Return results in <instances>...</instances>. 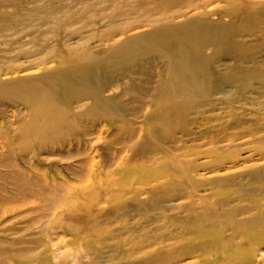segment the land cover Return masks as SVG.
I'll list each match as a JSON object with an SVG mask.
<instances>
[{
	"label": "bare ground",
	"instance_id": "obj_1",
	"mask_svg": "<svg viewBox=\"0 0 264 264\" xmlns=\"http://www.w3.org/2000/svg\"><path fill=\"white\" fill-rule=\"evenodd\" d=\"M134 2L129 27L108 39H90L94 43L79 53L58 52L56 68L39 64L23 76H43L13 82L18 90L8 93L11 83L0 84V139L4 135L32 152L39 149L35 141H47L60 147L61 160L87 158L75 170L66 167L85 182L79 191L68 190L70 179L45 175L39 188L49 197L43 199H27L35 185L26 167L19 164L8 174L16 178L15 190L0 189V220L30 208L26 214L40 213L39 231L48 242H31L34 256L27 258L0 253V264H81L70 260V248H53L52 239L69 242L82 256L78 260H86V251L95 254L123 231L137 233L141 244L154 240L151 250L171 249L153 251L145 264L168 262H162L167 254L184 248L188 252L178 263L254 262L252 246L263 235L264 210L237 220L229 204L232 194L264 209V0ZM34 5L0 0V19L12 8L38 12ZM141 12L148 14L143 20ZM125 14L103 20L111 24L130 15ZM136 56L147 59L126 67ZM235 85L245 88L250 104L239 106V114L228 102ZM26 113L35 122L23 121ZM3 150L1 142V167ZM253 183L259 187L247 195ZM4 195L14 200L12 208L3 205ZM177 210L191 221L178 238L169 229Z\"/></svg>",
	"mask_w": 264,
	"mask_h": 264
},
{
	"label": "rangeland",
	"instance_id": "obj_2",
	"mask_svg": "<svg viewBox=\"0 0 264 264\" xmlns=\"http://www.w3.org/2000/svg\"><path fill=\"white\" fill-rule=\"evenodd\" d=\"M11 1L14 2L15 4H20V2L22 1L25 2L26 0H11ZM30 1L32 3H35L34 6L38 10V12L25 13L23 11H20V9L15 10L14 8H12L8 10L6 13H4L5 14L4 17L0 19V30H1L0 84L1 83L5 84L7 82L11 83L8 85V89L6 90L8 93H11L14 90H18L19 83H13L15 81H19L21 79L25 81L31 79H38L39 77H42L44 73L43 74L36 73L31 76H26V75L23 76L26 73H33L36 70H38V69L34 70L33 68H36L37 66H39V64H45L50 62L51 64H49L48 66L52 67L53 69L56 68L59 65V62L61 61L60 58L57 57L58 52L60 53V55L64 53L67 55L70 51L79 53V50L83 46L86 45L90 46L92 43L98 41L99 39H108L112 37L117 32V30L129 27L130 26L129 23L130 22L132 23L135 20L134 15L131 14V12H133L134 10V5H135L134 0H30ZM14 6L15 8H17L20 5H14ZM29 7L31 8V6ZM50 7H52L53 10H51ZM127 12H129L130 15H127ZM119 13H123V14L126 13L125 15L127 16L111 19L112 22L114 21V23L111 24H109L110 22L108 21L105 22V20H103L106 18V16H110L112 14L118 15ZM146 16H148L146 12H141L139 14V17H141L142 20ZM100 23L102 24L100 25ZM90 39H92L94 42H90ZM144 59L147 58L145 56L143 57L136 56L135 58L129 59L127 60V62L129 63L126 64V67L134 68L135 65L139 63V61H142ZM52 60L54 61L52 62ZM7 62L9 63L8 65ZM25 71H29V72H25ZM36 75H38L39 77L27 79ZM13 76H16L17 79L10 80L13 78ZM235 86L236 89H234L233 92L229 94L228 102L230 106L233 108V110H236L234 113L239 114L238 112L240 111L239 110L240 108H238L239 106L243 108L249 106L250 104L248 101L245 100L246 99L245 98L246 94L244 91L245 88L241 87V85H235ZM262 88L263 91L261 92L262 93L261 96L264 99V84ZM22 120L25 121L26 123L31 121L35 122L31 117H29L28 113L25 114ZM135 126L138 125H133V127ZM21 130L22 128L19 129V132ZM114 130L115 129L113 128L110 131L104 132L102 134L103 139L109 138V136H111L114 133ZM9 140L10 139L7 140V138H5L4 135L2 136V139H0V143L2 142L6 146V151L3 150L4 151L3 163L5 167L0 166V171H1L0 173L2 174V176H0V189H2L3 191L11 193L12 190L13 191L15 190V188L12 186V184H14L15 182L11 180L14 176L13 175L9 176L8 174L14 172L19 164L20 167L21 165L23 166V168L26 167L25 169L29 172V175L32 178V184L35 185L34 186L35 194L33 196L28 195L27 199L28 198L43 199L49 197V195L43 189L39 188V183L42 181L43 176L45 175H46L45 177L49 179H53L55 177L57 179H66V180L70 179L74 183H71V185H69L68 190L72 192L79 191L78 190L79 186L85 185L84 184L85 182L81 183L80 182L81 180L77 178V176L70 175L69 174L70 171L66 170V167L68 166L70 169L75 170V168L79 167L78 165L80 164V161L87 159V158L84 159L85 156L73 157L71 159L61 160V158L58 155L59 153L58 151L61 150L60 147L55 146L54 144H51L47 141H41V140L35 141L38 144L39 149L32 152V150H28V149L24 150L25 147H23L22 143L18 144L17 142L12 141V139L10 140V142H8ZM26 143H29V141H26ZM7 147H9V149H7ZM98 147L99 146H96V149ZM261 148H263V146L259 147V149ZM99 153H101V151H99ZM93 156L94 154L91 153L88 157L91 158ZM200 178L202 177H198V179ZM14 179L16 178L14 177ZM17 179L21 180L22 182L21 176L20 177L18 176ZM77 180L79 181V183H75V181ZM255 183H259V182H255ZM255 183H253L252 187L250 186L247 187L249 189H252L251 191L247 192V195L251 194L254 188L259 187V186L255 187ZM24 188L28 189L29 186L25 184ZM201 190L202 189H200L199 192ZM0 193L2 192L0 191ZM4 196H5V201L3 202V205L5 206V208L11 207L12 204L15 203L14 200L7 195ZM41 196H43V198H41ZM231 198L233 200L230 201L229 205L230 207L234 208L233 211L235 213L233 212V219L235 218L238 220V218L240 217H247V216L250 217H256L257 215L262 216V212L264 210L263 208H260L259 210L254 208L253 203L247 202L245 198L243 199L239 198L238 200V198H234L232 194H231ZM17 200L20 199L17 198L16 201ZM142 202L143 204H147V202L143 200ZM225 204H226V196H225ZM141 208L144 210H148L149 205H145V206L142 205ZM26 210H31V209L30 208H22L20 210L18 209L5 214L6 216L4 215L1 218L0 253L2 255L10 256V257L18 256L21 258H27L30 256H34L33 254H30L31 253L30 251L36 245L31 244V242H35V240L37 239H43L46 240V242H48L47 238L43 237L39 231L40 224L37 220L38 217L40 216V213L29 215L26 214ZM257 211H259L258 214L256 213ZM182 213L183 212H180L179 210L174 212L173 214L175 215V217L170 221L172 223L169 222V225L173 224V226L169 229L172 232L175 231L174 234L176 235V238L182 235L181 229L183 228V226L186 223L191 222L189 218L183 215ZM203 221L210 222L211 220L204 219ZM197 222L200 223L199 221ZM196 232H201V231H196ZM136 234L137 233H130V232L128 233L127 231H123L122 233H120V237L119 236L116 237L117 240L114 239V241L112 242H107L106 244L103 243L97 246L96 249L97 252L95 254H93L90 250L86 251L87 253L86 260L85 259L78 260L82 256L75 255L79 251L74 249L72 250L71 249L72 247H69V242L62 241L59 243V239L54 241L52 239V244L54 245L53 248L57 249L59 252H63L68 248H70L67 250V251H71L72 253L70 255V260H75L77 262L81 261L80 262L81 264H99V263L100 264H145L146 262H148L147 259L148 256L153 251H154L153 253H155L156 251L158 252V251L171 250L169 247L165 245L164 248L163 246H159L160 247L159 249L151 250L153 245H155L154 244L155 241L152 240L150 241L149 244L146 243L141 244L143 238H140V236ZM262 234L263 235L258 238V241L257 242L255 241L254 246H252L256 249L253 257L254 262L250 263L248 260L245 262H235L232 264H264V255H262L264 252V230L262 231ZM208 237H210L209 234ZM228 245L229 243L225 244V248H227ZM145 252H149V254L145 255L144 254ZM185 252H188V248L176 250L173 253L167 254V256L163 258L162 262L168 261L163 264H189L192 261L188 259L179 261L180 263L177 262L179 259H181V255H183ZM259 255H261L260 258ZM127 261L129 263H127ZM150 264H156V263H150Z\"/></svg>",
	"mask_w": 264,
	"mask_h": 264
}]
</instances>
